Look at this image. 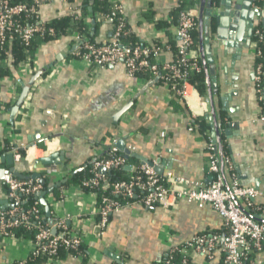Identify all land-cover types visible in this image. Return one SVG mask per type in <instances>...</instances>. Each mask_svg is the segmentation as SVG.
Here are the masks:
<instances>
[{"label":"crops","instance_id":"1","mask_svg":"<svg viewBox=\"0 0 264 264\" xmlns=\"http://www.w3.org/2000/svg\"><path fill=\"white\" fill-rule=\"evenodd\" d=\"M110 1L121 6L127 28L138 42L145 46L176 43L177 0ZM263 1L254 4L260 12ZM70 2L81 17L84 0ZM211 4L214 10L224 7L221 0H211ZM100 14L91 12L83 21L94 43L102 45L112 40L113 29ZM64 17H67L66 3L53 2L40 8V18L44 22ZM253 26H262L260 17L254 18ZM213 27L209 43L218 89L215 100L221 118L223 151L232 161L243 187L264 191V124L257 120L262 105L254 86L256 57L252 38L249 48L243 47L239 53L238 45L247 39V32L240 33L235 46L233 39L230 43L216 39L215 25ZM197 36L196 32V54L199 56ZM73 51L69 36L49 39L36 50L30 72L21 64L18 70L10 69L11 75L0 80V147L5 143H35L42 148L46 139H55L59 144L52 154L61 155L49 166L36 163L46 157L38 150L30 152L31 173L26 163L13 164L25 178L33 173L40 174L45 187L52 189L45 200L53 218L74 215L75 222L87 218L96 199L76 186L64 185L69 176L82 172L110 149L113 139L124 138V145L132 154L129 158L153 165L158 175L170 171L210 184L207 137L199 128L189 131L194 120L185 103L170 99L158 81L128 77L121 65L107 67L94 79L92 69L73 57ZM172 58L171 52L164 51L156 61L170 62ZM28 84L32 85L26 103L11 121L10 110L17 94L22 85ZM206 88L204 81V93ZM222 98H225L224 106ZM128 104V110L115 123L116 113ZM190 108L197 118H205L207 113L201 110L194 96L190 98ZM227 129L229 134L225 135ZM161 134H164L163 138ZM8 155H0V213L10 205L1 175L2 170L9 169ZM63 181L66 182L62 184ZM260 205L264 209V202ZM96 218L82 226L86 235L84 248L91 264H155L162 261L171 246L202 233L225 232L222 220L210 206L198 208L185 201H180L176 208L138 205L124 208L112 214L107 227L97 233ZM30 249L29 240L0 237V264L22 262L28 258ZM252 255L256 257V253ZM260 255L263 258L261 264H264V250ZM190 258L192 264H205L201 254L190 253ZM61 264L81 263L66 258ZM211 264H221L219 252L214 253Z\"/></svg>","mask_w":264,"mask_h":264},{"label":"built area","instance_id":"2","mask_svg":"<svg viewBox=\"0 0 264 264\" xmlns=\"http://www.w3.org/2000/svg\"><path fill=\"white\" fill-rule=\"evenodd\" d=\"M70 1L31 0L29 3L15 4L12 0H0V53L3 54L0 58V67L14 68L10 49L7 48L2 52L6 43H12L19 39L27 47L35 36L48 35L53 39L58 37L53 29H46L45 23L47 22L40 18V8L44 4L66 3L67 17L70 18L71 24L80 20L78 9L74 8ZM177 1L180 2V0ZM255 1L258 3L263 0ZM197 11L198 9H182L177 12L175 49L167 43L145 47H122L120 39L128 32L127 25L121 6L113 4L108 14H100L103 20L112 24V40L107 44L97 46L88 42L84 34L79 31H71L67 36L74 45L72 56L88 64L92 69L94 79L97 78L98 72L109 66L121 65L128 77L135 80L144 78L138 76L137 73L148 72L151 80L158 81L165 87L170 99H177L185 103L194 120L189 131H195L198 129L195 119L198 115L190 108V98L194 96L201 110L207 113L205 99L199 95L189 80V73L198 74L202 71L193 35L194 32H197ZM30 18L33 19V22L27 23ZM261 29L258 26L254 27L253 34L258 41H264V30ZM164 51L171 52L172 60L170 62L156 61ZM151 53L155 58L153 63L148 61ZM254 55L262 57V53L256 48H254ZM34 57L35 54L33 57H26L18 64L16 70L20 68L21 64H24L30 72L34 64ZM254 86L258 101L263 103L257 120L264 124V63L255 65ZM26 100L27 97L21 108L24 107ZM3 110L4 108H2V112ZM161 137L163 138L164 134H161ZM116 143V139L111 141L107 157L93 162L91 176L76 187L82 192L89 189V193L96 199L97 190L105 191L106 187H109L108 176L112 174L113 170L123 168L129 173L128 181H117L110 189L112 196H119L125 200L123 204L102 195L100 204L95 205L88 213L87 218L75 222L74 215H66L62 218L51 216L52 224H48L45 217L40 215L36 203L28 209L22 208L30 196L35 197L43 190L39 179L20 180L15 178L9 169H4L2 182L11 207L0 213V237L26 240L16 238L13 233V230L23 226L28 231H36L33 241H30L29 256L45 257L46 264H61L62 260L59 259V254L60 250L64 248L67 258H74L81 264H91L89 260L88 263L83 262L82 245L86 244V235L82 231L84 222L97 217L98 222L96 220L94 222L101 230H104L108 225L109 217L124 208H132L136 205L148 208L153 206L166 209L176 208L180 201H185L195 204L198 208L210 206L222 220L225 232L202 233L180 245L171 246L167 260L161 264H173L172 255L175 253H179L183 257L180 264H192L190 253L201 254L205 258V264H211L215 252L221 254V264L262 263L263 258L260 254L264 250V223L257 219L264 220V209L260 205V202H264V191L243 187L240 184L232 161L224 153L223 157L217 155L211 136L207 139L206 145L207 171L211 175L209 185L174 175L170 171L164 175H158L151 164L140 163L137 167L128 165L123 156L115 154L118 151ZM58 146L55 139H46L43 141L42 148H39L35 143L11 145L6 153L12 155L13 164L26 163V168L31 173L33 164L32 162L28 163L30 152L38 150L48 157L52 154V150L58 149ZM128 166L130 170H126ZM101 168L106 170L104 175L99 172ZM53 229L57 232L55 236L51 234ZM253 253H256V257H253Z\"/></svg>","mask_w":264,"mask_h":264},{"label":"water","instance_id":"3","mask_svg":"<svg viewBox=\"0 0 264 264\" xmlns=\"http://www.w3.org/2000/svg\"><path fill=\"white\" fill-rule=\"evenodd\" d=\"M257 3L255 0H221V5H223V9L219 10L218 8L214 10V6L211 4V0H200L199 3V15L196 17L197 20V44L199 51V60L201 63L204 81L206 84L205 91V102L207 104V114L205 115V120L211 127L210 136L215 144V151L218 156L223 157V142L221 140V118L217 112V104L215 100V96L218 94L217 82L214 77V64L211 54V44L209 43L211 28L215 25V38L221 41H225V43H230L229 40L235 41V46L238 45V41L240 40V33L244 31L247 32V39L244 42H240L238 45L240 49L239 53L243 47L249 48L251 43L252 34L254 31L253 20L255 17L261 18V28L264 30V6L262 7V11H259L258 5H254ZM264 4V1H263ZM231 45V44H230ZM237 51V52H238ZM32 84L22 85V90L18 95V98L10 110L11 121L18 114L21 109L24 100L26 99L28 92L31 88ZM225 98H222V105L224 106ZM130 104L121 108L113 118V121L116 123L121 116L128 110ZM224 134H229V130H225ZM37 140V139H33ZM116 149L121 152L125 159H128L132 154L124 145V138L119 139L116 143ZM60 153L51 154L48 157L39 159L36 163L41 164L43 166L51 165L55 160L59 158ZM7 162L9 166V170L12 172L15 178L20 180L25 179H39L41 185L43 186V190L35 195V198L38 200L39 204L44 209L45 219L48 224H52L50 207L47 204L45 198L48 194L52 192V189H48L45 187V181L41 177L40 174L33 173L30 177L25 178L22 176L17 170H15L13 166V158L12 155L7 156ZM57 162V161H56ZM222 163V160H220ZM126 170H130V167H126ZM154 171L156 172L155 168ZM100 174L104 175L106 170L101 168L99 170ZM3 174V170L1 171V175ZM66 181H63L65 183ZM9 205L8 208H10ZM257 221L264 223V220L257 219ZM100 232V227H96V233ZM56 230L53 229L51 234L53 236L56 235Z\"/></svg>","mask_w":264,"mask_h":264},{"label":"trees","instance_id":"4","mask_svg":"<svg viewBox=\"0 0 264 264\" xmlns=\"http://www.w3.org/2000/svg\"><path fill=\"white\" fill-rule=\"evenodd\" d=\"M13 3L18 4V3H29L31 2V0H12ZM199 3L200 0H180V2L178 3V7L175 11V16L177 17V12L179 10L182 9H198L199 8ZM114 2H111L110 0H84V8L81 9L82 13H81V19L75 21V24H71L70 18L69 17H64V18H60V19H55L52 21H49L47 23H45V27L46 29H53L55 31V35L56 37L59 35H68L71 31H79L80 33L84 34L85 39L92 43L95 44L93 41V37L90 35L89 31H88V26L83 22L84 17L89 14V13H94V12H99L101 14H108L110 12V10L112 9ZM258 4H260V2H258ZM89 8L91 9V12H89ZM33 19H29L27 23H32ZM260 27V26H259ZM214 27L212 26L211 30L213 31ZM261 29V27H260ZM128 30V28H127ZM262 30V29H261ZM194 38H195V42H196V32H194ZM49 39H53L51 37H49L48 35H44L43 37L41 36H35L29 46L25 47L22 42L19 39L14 40L12 43H6L3 46V50H6L7 48L10 49V52L12 54V59H13V69L16 70V68L18 67V64L23 61L26 57H33L36 50L38 49V47L44 43L45 41H48ZM121 41V46L125 47V46H129V47H134V46H139V47H145V45H143L142 43L138 42L136 40V38H134V36L130 33V31L128 30L127 34L124 37H121L120 39ZM252 43L254 48H256L257 50H259L262 53V57H256V63L255 64H259V63H264V41H258L256 36L254 34H252ZM159 44V43H157ZM97 46H99L100 44H95ZM171 47L173 49H175L176 47V43L174 41L171 42ZM3 54L0 53V58H2ZM154 55L153 53H151L148 57V61L150 63L154 62ZM10 69L7 68H2L0 67V80L4 77H8L10 76ZM138 76H142L144 78H150L148 72H139L137 73ZM189 80L191 82V84L196 88V90L198 91L199 95L201 97H204L205 93H204V76H203V71H201L198 74L195 73H189ZM261 103V102H260ZM261 105L263 106V103H261ZM177 108V106H176ZM196 124L198 125V128L200 130V132H202V134H204V136L208 138H210V127L208 125V122L205 120V118H197L196 119ZM11 145L5 143L3 145V147H0V155L5 154L8 149L10 148ZM109 152V149L104 152L101 156L98 157V159H102V158H106L107 154ZM116 155L118 156H122L121 153H119L118 151L115 152ZM126 164H129L131 166L137 167L140 165L139 162H134V159H126ZM91 166L89 165L86 169H84L82 172L80 173H76L72 176H69L67 182L65 183L64 186L69 187V186H79L80 184L83 183V181L87 180L90 176H91ZM207 168H208V161H207ZM225 172V171H224ZM223 172V173H224ZM129 179V173L127 171H125L123 168H119L117 170H113L112 174H110L108 176V186L106 187L105 191L102 190H97V198H96V205L100 204V200L102 195L111 198L112 200H116L119 203L123 204L125 202V200H123L122 198H120L119 196H112L110 194V189L111 186L117 182V181H128ZM86 192H89V189L84 190ZM36 203L37 207L40 211V215H42V217L44 218V209L42 208V206L40 204H38V201L36 200V198L32 195L28 198L27 202L25 204H23L22 208L23 209H28L31 207L32 204ZM96 222H98V218H96ZM35 232L34 230L28 231L25 227L21 226L18 227L17 229L13 230V233L15 235L16 238L18 239H26L29 241H33L34 236H35ZM207 234L209 232H206ZM221 233V232H220ZM82 254L84 257L83 262L84 263H88V255L87 252L84 248V245H82ZM65 249L62 248L60 250V254H59V259L60 260H64L67 258L66 254H65ZM167 255L162 259L161 262L166 261L167 260ZM182 255H180L179 253H175L172 255V263L173 264H180L181 260H182ZM46 258L45 257H34V256H28V258L22 262H18L17 264H46ZM161 262L159 263H155V264H161Z\"/></svg>","mask_w":264,"mask_h":264}]
</instances>
